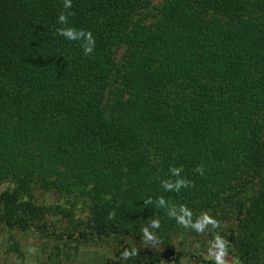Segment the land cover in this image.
I'll return each mask as SVG.
<instances>
[{
	"label": "trees",
	"instance_id": "16d2710c",
	"mask_svg": "<svg viewBox=\"0 0 264 264\" xmlns=\"http://www.w3.org/2000/svg\"><path fill=\"white\" fill-rule=\"evenodd\" d=\"M72 5L69 25L95 37L90 55L57 34L62 0H0L4 253L18 264L33 235L52 260L120 259L135 244L125 264H212L218 232L228 264H264V0ZM181 165L195 186L164 192ZM160 196L220 228L179 226ZM156 218L153 252L141 229Z\"/></svg>",
	"mask_w": 264,
	"mask_h": 264
},
{
	"label": "clouds",
	"instance_id": "9594fccd",
	"mask_svg": "<svg viewBox=\"0 0 264 264\" xmlns=\"http://www.w3.org/2000/svg\"><path fill=\"white\" fill-rule=\"evenodd\" d=\"M72 0H62V11L58 14L57 23L61 25L56 29L59 36L68 41L79 42L85 55L93 53L95 48V37L90 30L77 29L69 25V17L74 15L71 12ZM169 177L160 180V186L164 192L179 193L182 189L194 187V182L182 175L183 166H172L169 168ZM194 171L203 176L204 167L198 165ZM152 197L144 200L145 204H152ZM157 208L166 209L167 216L174 219L176 223L185 228L191 229L199 235H203L209 228L212 230L220 228V222L210 214V211H203L194 218L192 210L186 204H170L164 197L160 196L155 201ZM114 213H109V219H112ZM161 224L158 218L152 219L149 224L142 227V245L144 247L157 248L161 243L155 230L160 229ZM139 247L135 244L131 248L125 247L120 253L121 261H128L139 255ZM207 255L211 259L212 264H228L229 242L218 232L214 238L209 241Z\"/></svg>",
	"mask_w": 264,
	"mask_h": 264
},
{
	"label": "rangeland",
	"instance_id": "374dc122",
	"mask_svg": "<svg viewBox=\"0 0 264 264\" xmlns=\"http://www.w3.org/2000/svg\"><path fill=\"white\" fill-rule=\"evenodd\" d=\"M158 1L159 0H153L154 3ZM118 55L119 51L115 53L116 57H118ZM26 240L29 247H25L26 252H24L23 258L18 262V264H60V260L62 261V264H125L115 256L107 254L103 251H77L76 254L72 255L73 252L70 250L68 251L69 256H71L69 261L64 258V254L54 257L53 260L47 259L48 250L39 249L42 245H45L44 240H41L33 235L27 237ZM4 249L5 247L0 245V264H14V255L8 253L9 256H7V254L3 251ZM64 251L65 250H63V252ZM152 251L154 252L155 249L152 248Z\"/></svg>",
	"mask_w": 264,
	"mask_h": 264
}]
</instances>
